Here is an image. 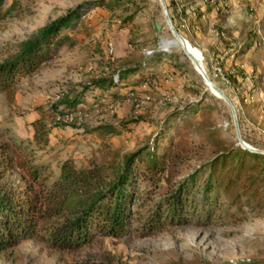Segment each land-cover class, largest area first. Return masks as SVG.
<instances>
[{
	"label": "rangeland",
	"instance_id": "obj_1",
	"mask_svg": "<svg viewBox=\"0 0 264 264\" xmlns=\"http://www.w3.org/2000/svg\"><path fill=\"white\" fill-rule=\"evenodd\" d=\"M82 1L6 0V15L0 20V61ZM135 1L114 11L97 6L83 14L75 28L63 27L57 36L68 33L71 41L37 70L22 75L13 94L0 91V145H5L6 152L33 147L35 162L49 164L54 178L61 161L68 157L78 166H88L101 160L108 149L126 153L146 147L175 107L187 110L186 118L174 119L179 131L176 140L181 138L186 147L178 161L177 178L215 154L213 139L226 137L228 144L239 143L229 105L207 88L180 44L166 45L174 35L161 1ZM190 1L174 0L176 25L200 52L198 60L210 77L231 95L244 124L243 137L264 148V66L255 59L256 49L264 46V0H218L226 8L222 21L217 6L203 16L204 1ZM132 11L134 18L124 23ZM218 22L225 26L222 40L214 26ZM155 52L165 53L167 59L154 65V77L137 85L127 97L105 104L88 97L70 114H52L50 104L58 95L67 90L78 92L92 78L111 75L116 68ZM42 116L51 129L48 142L38 145L33 122ZM105 124H114L120 131L105 132L100 128ZM210 131H214L213 137L208 135ZM5 179L13 184L28 182L19 167L9 169ZM145 184L141 176L140 188ZM164 190L159 187L154 197L159 198ZM141 210L146 212L145 205ZM139 224L135 218L129 233L120 237L100 234L73 250L53 248L40 237L28 238L1 252L0 264H77L80 260L165 264L175 259L186 264H264V215L248 209L233 212L222 205L211 219L195 213L186 223L167 224L146 235L140 233Z\"/></svg>",
	"mask_w": 264,
	"mask_h": 264
},
{
	"label": "trees",
	"instance_id": "obj_2",
	"mask_svg": "<svg viewBox=\"0 0 264 264\" xmlns=\"http://www.w3.org/2000/svg\"><path fill=\"white\" fill-rule=\"evenodd\" d=\"M5 1L0 0V20L6 15ZM203 1L206 8L201 15L217 6L219 21L225 19L223 11L226 8L218 4V0ZM130 2L136 1L84 0L41 27L22 42L19 51L0 61V91L13 94L22 75L37 70L62 45L71 41L68 33L57 36L63 27L75 28L81 16L97 6L114 11ZM167 4L176 24L178 8L174 6V0ZM133 18L132 11L123 21L126 23ZM214 26L222 40L225 26L220 22ZM164 59H167L165 53L155 52L116 68L111 75L92 78L78 92L67 90L50 104L52 114L58 117L70 114L88 97L100 104L125 98L130 91L138 89L137 85L149 82L154 77L153 66ZM211 78L229 94L219 81ZM202 86L205 87L203 82ZM186 115L185 108H173L146 147L126 153L108 149L101 160L88 166H78L72 157H68L61 161L60 171L54 178L50 175L49 164L35 162L33 147L21 146L14 154H9L1 144L0 253L32 237H40L56 249H77L100 234L120 237L129 233L135 218L140 221L137 226L140 233L146 235L167 224L186 223L195 213L211 219L222 205L233 212L248 209L254 215H264V153L252 151L236 141L228 144L226 137L213 139L217 146L215 154L177 178L181 169L178 161L186 147L181 138L176 140L179 131L174 119L186 118ZM59 123L64 122L59 120ZM33 124L34 140L38 145H45L51 125L44 116L35 119ZM243 125L240 119L244 134ZM100 128L105 132L120 131L114 124ZM208 135L213 137L214 131ZM244 137L261 145L246 135ZM14 167L26 172L28 182L25 185L5 179L7 171ZM141 176L146 179L142 188L139 185ZM159 187L165 190L155 198ZM144 205L145 213L141 210ZM77 264L116 263L112 260H80ZM165 264L186 262L175 259ZM207 264L213 263L208 261Z\"/></svg>",
	"mask_w": 264,
	"mask_h": 264
},
{
	"label": "water",
	"instance_id": "obj_3",
	"mask_svg": "<svg viewBox=\"0 0 264 264\" xmlns=\"http://www.w3.org/2000/svg\"><path fill=\"white\" fill-rule=\"evenodd\" d=\"M160 1L162 4L163 13H164L165 19L167 21V24L169 26V29L172 32V34L174 35L173 38L166 41V44L171 45V44H175V43H180L182 45L183 50L185 51L186 55L193 61L196 68H197V65H199V68L203 72V78L206 82L207 88H209L218 97L223 98L225 100V102L229 105L231 112H232V118H233V121L235 124V129H236L237 138H238L239 143L243 147L248 148L252 151L264 153L263 147L253 145L243 137V134L241 131V126H240L239 113H238L237 107H236L235 103L233 102L232 98L227 94V92L221 86H219L210 77V75H209V73H207V70L205 69V67L199 62L197 55L189 47L188 38L179 30L177 25L174 23L171 15H170V12H169L167 1L166 0H160Z\"/></svg>",
	"mask_w": 264,
	"mask_h": 264
},
{
	"label": "crops",
	"instance_id": "obj_4",
	"mask_svg": "<svg viewBox=\"0 0 264 264\" xmlns=\"http://www.w3.org/2000/svg\"><path fill=\"white\" fill-rule=\"evenodd\" d=\"M214 11V10H212ZM204 16V15H203ZM202 18L200 17L199 18V21H201ZM203 21V20H202ZM214 25V24H213ZM215 39H217V36H214ZM264 45V44H263ZM250 50H248V52L246 54H249ZM255 59H256V63L258 64H261L264 66V46L262 47H259L256 49V52H255ZM264 130V129H262Z\"/></svg>",
	"mask_w": 264,
	"mask_h": 264
},
{
	"label": "bare ground",
	"instance_id": "obj_5",
	"mask_svg": "<svg viewBox=\"0 0 264 264\" xmlns=\"http://www.w3.org/2000/svg\"><path fill=\"white\" fill-rule=\"evenodd\" d=\"M175 44H180V43H175ZM167 45V44H166ZM181 45V44H180ZM168 46V45H167ZM182 46V45H181ZM189 47L191 48V50L197 55V57L200 55V52L195 48V46L189 41ZM183 48V47H182ZM185 52V51H184ZM191 60V59H190ZM192 64L194 65V67L196 68L195 64L193 63V61L191 60ZM197 65V64H196ZM198 68V69H197ZM197 71L200 74L201 78L204 80L203 78V72L201 71V69L199 68V65H197ZM205 81V80H204ZM206 83V82H205Z\"/></svg>",
	"mask_w": 264,
	"mask_h": 264
},
{
	"label": "built area",
	"instance_id": "obj_6",
	"mask_svg": "<svg viewBox=\"0 0 264 264\" xmlns=\"http://www.w3.org/2000/svg\"><path fill=\"white\" fill-rule=\"evenodd\" d=\"M109 47H110V50L112 51L113 50V44L110 43Z\"/></svg>",
	"mask_w": 264,
	"mask_h": 264
}]
</instances>
